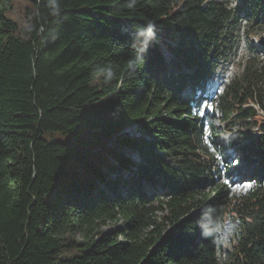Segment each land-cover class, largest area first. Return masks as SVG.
<instances>
[{
    "label": "trees",
    "instance_id": "obj_1",
    "mask_svg": "<svg viewBox=\"0 0 264 264\" xmlns=\"http://www.w3.org/2000/svg\"><path fill=\"white\" fill-rule=\"evenodd\" d=\"M13 13L0 0V264H264L261 47L206 90L244 17L248 35L264 28V0H31L26 22ZM132 125L138 137L120 133ZM231 175L248 186L233 191ZM226 214L239 223L229 251Z\"/></svg>",
    "mask_w": 264,
    "mask_h": 264
},
{
    "label": "rangeland",
    "instance_id": "obj_2",
    "mask_svg": "<svg viewBox=\"0 0 264 264\" xmlns=\"http://www.w3.org/2000/svg\"><path fill=\"white\" fill-rule=\"evenodd\" d=\"M233 5H235L236 0H229ZM31 0H14V16L17 17V19L21 22H26L25 13L26 10L30 7ZM246 17H244V20L240 26L239 34H240V44L238 46V52L235 55H231L228 60H221V62L218 64V73L221 76L220 82H217V84H214L213 87H218L219 89H222L224 87L225 82L236 75L237 73L241 72L244 68V62L252 53V50L250 48V41L252 40V45L255 48L264 49V43H262V38H264V28H260L256 34L248 35L246 32ZM244 25V26H243ZM256 45V46H255ZM258 55L261 59H264V51L258 52ZM191 93V92H189ZM215 123L218 126L224 127H232L234 130L235 128H239L241 125V122L236 123H230L228 125L227 122H222L218 118H215ZM124 136H139L140 133H138V130L136 129L135 125L127 127V130L125 132H122ZM231 135V129L228 128L226 132L223 134V138L225 141L229 139V136ZM235 147V146H234ZM125 153H129V148L126 146L124 149ZM231 150V151H230ZM228 154L231 156L238 155V153L235 151L233 152V148L231 146L226 147L225 150ZM134 154V152H133ZM235 161V159H234ZM233 161V162H234ZM248 163H245L244 161H241L239 164H237L236 168L245 169ZM237 173V171L235 172ZM232 175L230 176V178ZM232 182V189L235 192H239L242 189L246 188L248 186L247 183L242 182H236L235 177L230 179ZM236 217V216H235ZM224 220H221L218 224V240L221 243L222 247L225 248V250L229 251L232 247V242L234 240V231L235 227L239 226V223L236 218L229 216L226 214L224 216ZM112 226V224H108L105 228L109 229Z\"/></svg>",
    "mask_w": 264,
    "mask_h": 264
},
{
    "label": "snow or ice",
    "instance_id": "obj_3",
    "mask_svg": "<svg viewBox=\"0 0 264 264\" xmlns=\"http://www.w3.org/2000/svg\"><path fill=\"white\" fill-rule=\"evenodd\" d=\"M208 107H211V106H210V105H208ZM234 162H235L236 164H239V163H240V161H239V160H235ZM224 182H225V184H227V183H228V180H227V179H225V181H224Z\"/></svg>",
    "mask_w": 264,
    "mask_h": 264
},
{
    "label": "water",
    "instance_id": "obj_4",
    "mask_svg": "<svg viewBox=\"0 0 264 264\" xmlns=\"http://www.w3.org/2000/svg\"><path fill=\"white\" fill-rule=\"evenodd\" d=\"M262 42L264 43V38L262 39ZM126 130H127V128H124V129H122V130L120 131V133L125 132Z\"/></svg>",
    "mask_w": 264,
    "mask_h": 264
}]
</instances>
